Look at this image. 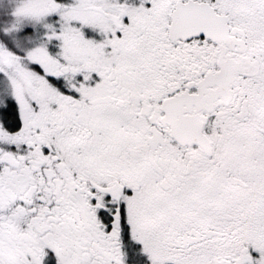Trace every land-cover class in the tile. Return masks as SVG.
<instances>
[{"label":"flooded vegetation","instance_id":"af4514ba","mask_svg":"<svg viewBox=\"0 0 264 264\" xmlns=\"http://www.w3.org/2000/svg\"><path fill=\"white\" fill-rule=\"evenodd\" d=\"M3 1L0 264H264V0Z\"/></svg>","mask_w":264,"mask_h":264},{"label":"rangeland","instance_id":"374dc122","mask_svg":"<svg viewBox=\"0 0 264 264\" xmlns=\"http://www.w3.org/2000/svg\"><path fill=\"white\" fill-rule=\"evenodd\" d=\"M2 1L3 0H0V18L1 17H3V11L5 10V8L7 7V5L5 4V2L3 1V3H2ZM2 29H1V26H0V35H1V37H2ZM4 37V36H3ZM13 39H17V36H16V34H14L13 35V37H12Z\"/></svg>","mask_w":264,"mask_h":264}]
</instances>
